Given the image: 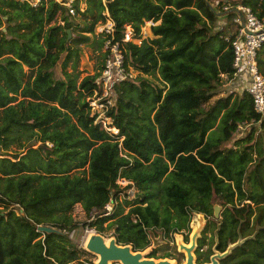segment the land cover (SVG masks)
Here are the masks:
<instances>
[{
  "label": "trees",
  "instance_id": "obj_1",
  "mask_svg": "<svg viewBox=\"0 0 264 264\" xmlns=\"http://www.w3.org/2000/svg\"><path fill=\"white\" fill-rule=\"evenodd\" d=\"M239 6L263 20L264 0H76L74 15L56 0H0V264H94L69 237L79 226L77 204L95 217L85 226L113 229L119 243L143 250L150 228L170 237L190 231L192 212L212 216L214 193L232 206L223 212L218 250L251 235V217L261 226L221 264H264V114L246 89L220 90L223 76L234 77L226 39L238 26V13L224 7ZM109 19L125 66L137 72L115 86L106 111L116 133L90 104L101 91V72L79 83L66 71L79 50L71 44L89 41ZM128 26L131 41L124 40ZM66 52L59 77L55 67ZM25 67L38 68V76ZM258 69L264 75V43ZM252 121L258 125L239 130ZM13 146L20 150L11 152ZM120 179L130 183L121 186ZM214 221L203 233L214 231ZM39 225L60 233L40 232ZM160 249L150 256L176 258L175 244Z\"/></svg>",
  "mask_w": 264,
  "mask_h": 264
},
{
  "label": "built area",
  "instance_id": "obj_2",
  "mask_svg": "<svg viewBox=\"0 0 264 264\" xmlns=\"http://www.w3.org/2000/svg\"><path fill=\"white\" fill-rule=\"evenodd\" d=\"M33 6H37L41 0H27ZM62 6L67 8L70 15L75 14L74 2L76 0H56ZM244 17V25L242 24V17L238 13L234 21L237 22L238 27L233 36L227 37L226 40L230 41L233 47L234 60L233 69L234 77L242 79L246 83V90L251 94L255 109L264 114V75L259 72L258 69V55L259 48L264 43V18L260 20L250 8L245 6L236 7ZM224 10L230 11L228 7H224ZM153 24V22H151ZM101 31L105 33L106 40L105 46V61L103 70L100 76L101 91L96 92L90 101L91 107L94 112L98 113V119L104 121L105 126L110 118L106 116V111L109 106L115 102L116 94L114 92L115 86L125 80L134 78V72L132 69H128L125 66V55L122 50L119 41L114 42V24L112 20H107L103 25ZM133 37V30L130 27L125 33V41H131ZM258 125L255 121L245 123L240 126L239 130H248L251 127ZM117 131V130H116ZM125 185L129 184V181L125 180ZM134 189L128 190V193ZM130 194V193H129ZM114 201L111 200L105 207L106 214L112 212ZM94 215H91L88 222L94 219ZM75 231V230H74ZM72 231V235L74 234ZM97 231L89 224L86 225V232Z\"/></svg>",
  "mask_w": 264,
  "mask_h": 264
},
{
  "label": "rangeland",
  "instance_id": "obj_3",
  "mask_svg": "<svg viewBox=\"0 0 264 264\" xmlns=\"http://www.w3.org/2000/svg\"><path fill=\"white\" fill-rule=\"evenodd\" d=\"M81 9H85V3L81 4ZM58 22H60L61 24L62 21L60 20V16L58 14ZM223 21L217 22V24L215 25L216 30H221L223 28ZM237 24V22H236ZM151 21L147 22L146 25L143 27V35L145 38L151 37ZM103 27L102 22H99L96 26L95 32L94 33H90V40L87 42H83L80 44L77 43H72L71 47L73 48L72 51L74 50V48H79L78 50V54H76L75 52H72L71 58L68 62V65L66 67V71L68 72H74L78 75V82L80 83L82 81L83 78H85L86 76L89 75H94L97 74L98 72H102L103 70V66H104V61H105V56H106V52H105V46L101 47L100 46V40L102 37L101 34V28ZM238 27V26H237ZM130 27L128 26L127 29H129ZM72 35V33H71ZM70 41V40H69ZM70 52V51H69ZM68 52L63 53L61 56L60 61L57 63L56 67H55V72L57 74V76H61L64 77V70H63V66L62 63L65 60L66 56H67ZM105 54V55H104ZM26 72L28 73V76H30L32 79L34 77L38 76V68H36L35 70H30L28 67H25ZM134 72V71H133ZM137 75V72H134V76ZM156 75L158 77H160L159 73H156ZM151 79H153L155 82H159L158 79L154 76H149ZM100 82V79H99ZM222 85L220 86V90L221 91H229V90H242L244 89V85H242L240 83V80L236 77L233 78H228L227 76H223L222 77ZM97 93H95L96 95ZM110 122V120H109ZM107 128H108V121H107ZM110 131L112 132H117L115 128H108ZM231 145V143H230ZM11 152L14 151H19L20 149L18 148V146H13L11 148ZM6 157H9L8 155H6ZM127 181V180H126ZM119 183L121 186H125V179H120ZM130 196H134L132 195V191L129 192ZM135 190L133 191V194H135ZM223 209V208H222ZM221 209V211H222ZM73 218L75 220V222H77L79 224L78 228L75 229L74 234L72 235V232L69 233V237L71 240H73L76 244H78L79 247L83 248V242L85 239V235L87 234L86 232V226L84 225L85 222L89 221V216L86 214V212L83 209V206L81 204H77L75 206V209L73 211ZM209 218H206V222L208 224L209 222ZM220 220H216V225L217 222H219ZM254 221L253 217H251V223ZM255 222V221H254ZM250 226V228H254V232L256 229V225L254 224ZM107 226V224H106ZM264 226V225H263ZM190 227V224H189ZM188 230L187 229H182L179 232H174L172 236L168 237L167 234L165 233L164 230L160 229V228H150L148 230V237L150 239V246L148 247L150 251L152 250H157L156 252V256H160L161 254V247L168 245V242L170 243V245H176V235H181L183 236V238L185 239L187 236ZM190 234V233H189ZM188 234V241L190 240V235ZM205 233H203L204 236ZM254 234V233H253ZM104 235L107 237H111L113 236V229H107L104 232ZM207 236V244L203 246V249H201V253H202V258L201 260H203L207 254H209V251L212 250V248H210L211 246L213 247L214 242L217 239V235H215V231L211 232L208 231L206 234ZM213 243V245H211ZM144 250V249H143ZM174 256H176V258H172L169 257L171 259H175L177 260L178 264H183L185 261V255L183 253H180L178 250L176 253H173ZM212 254V251L210 253V255ZM196 256H198L197 252H196ZM87 260L92 261L94 263L95 259H96V255L87 252L86 255ZM76 264H78V262H75ZM115 264H121V263H115Z\"/></svg>",
  "mask_w": 264,
  "mask_h": 264
},
{
  "label": "water",
  "instance_id": "obj_4",
  "mask_svg": "<svg viewBox=\"0 0 264 264\" xmlns=\"http://www.w3.org/2000/svg\"><path fill=\"white\" fill-rule=\"evenodd\" d=\"M212 10L214 7L209 3ZM230 11L238 12L242 17V24L244 25V17L241 12L234 8ZM223 14V13H219ZM213 205V218L214 220L220 219L221 209L223 208L222 201L216 199V193L212 197ZM206 215L199 212H192L190 221V240L186 242L183 236L176 235V246L180 253L185 255V261L183 264H221V261L228 257L233 250L243 245L247 240L255 238L261 226L257 225L255 232L251 235L243 237L239 234L236 241L228 242V246L224 251L218 250L219 245V230L221 229L222 221L217 222V227L214 230L217 239L212 247V254L209 257V261L198 262V256L196 252L199 247V240L203 237V231L206 228ZM38 231L43 233H60V230L51 227L49 225H39ZM240 233V232H239ZM150 246V245H149ZM148 246V247H149ZM146 247L144 250H134L131 244H121L118 242L116 236L107 237L103 233L98 231L88 232L85 235L83 242V250L96 255L94 264H178L177 260L169 257L156 258L151 257L150 254L154 251H150Z\"/></svg>",
  "mask_w": 264,
  "mask_h": 264
},
{
  "label": "flooded vegetation",
  "instance_id": "obj_5",
  "mask_svg": "<svg viewBox=\"0 0 264 264\" xmlns=\"http://www.w3.org/2000/svg\"><path fill=\"white\" fill-rule=\"evenodd\" d=\"M227 207H232L231 205H228V204H224L223 205V209H222V211H221V214H220V219L219 220H222V216H223V212L225 211V209L227 208ZM207 218H209L210 220H212V217H213V215L212 216H206ZM244 220V219H243ZM245 221V220H244ZM215 223H216V221H214ZM251 225H253V222L251 223ZM207 226V225H206ZM216 227H217V225H215V229H216ZM214 229V230H215ZM204 232V231H203ZM190 233V231L187 233V236H188V234ZM186 239V238H185ZM186 241H188V240H186ZM210 256V255H209ZM207 260H205V259H203V260H200V261H198V262H206Z\"/></svg>",
  "mask_w": 264,
  "mask_h": 264
},
{
  "label": "crops",
  "instance_id": "obj_6",
  "mask_svg": "<svg viewBox=\"0 0 264 264\" xmlns=\"http://www.w3.org/2000/svg\"><path fill=\"white\" fill-rule=\"evenodd\" d=\"M240 80V83L242 84V85H244V89H246V83H244L243 81H242V79H239Z\"/></svg>",
  "mask_w": 264,
  "mask_h": 264
}]
</instances>
